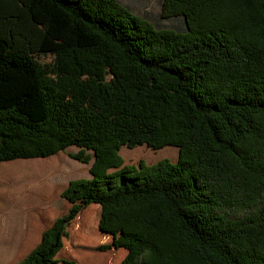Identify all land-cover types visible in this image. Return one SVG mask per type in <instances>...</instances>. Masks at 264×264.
I'll return each instance as SVG.
<instances>
[{"label": "trees", "instance_id": "obj_1", "mask_svg": "<svg viewBox=\"0 0 264 264\" xmlns=\"http://www.w3.org/2000/svg\"><path fill=\"white\" fill-rule=\"evenodd\" d=\"M160 14L183 28L120 0H0V161L92 157L17 264H73L56 253L89 204L118 264H264V0ZM143 144L178 158L124 165L121 146Z\"/></svg>", "mask_w": 264, "mask_h": 264}, {"label": "rangeland", "instance_id": "obj_2", "mask_svg": "<svg viewBox=\"0 0 264 264\" xmlns=\"http://www.w3.org/2000/svg\"><path fill=\"white\" fill-rule=\"evenodd\" d=\"M120 1L159 26L183 28L182 18L161 17L162 0ZM78 150V147L70 146L65 151L47 157L13 160L0 173V201L9 204L12 199L18 200L22 210L28 211L32 210L28 205L37 201H54L53 199L62 197L61 192L70 180L91 176L89 168L92 157L88 163L70 157L69 153H76ZM86 153L91 155L92 152L86 150ZM119 153L124 165H137L139 160L152 164L162 158L175 162L178 158V148L174 145L156 149L145 144L131 148L121 146ZM114 170L115 168H111L108 171ZM55 206L59 207L60 202H56ZM22 210L19 211V218L22 217ZM99 217L100 207L96 204H89L82 209L68 226V234L62 239L63 244L56 253V258L72 261L73 264H118L126 250L115 248L112 237L99 230ZM57 264L66 263L60 261Z\"/></svg>", "mask_w": 264, "mask_h": 264}, {"label": "crops", "instance_id": "obj_3", "mask_svg": "<svg viewBox=\"0 0 264 264\" xmlns=\"http://www.w3.org/2000/svg\"><path fill=\"white\" fill-rule=\"evenodd\" d=\"M11 162L13 160L0 161V173L11 165ZM0 178L2 179V176ZM53 200L41 203L37 201L28 205L32 209L28 211L22 210L18 200L12 199L9 204L0 201V264L19 263L40 242L43 231L71 206L65 198ZM56 202H60L59 207L55 206Z\"/></svg>", "mask_w": 264, "mask_h": 264}]
</instances>
